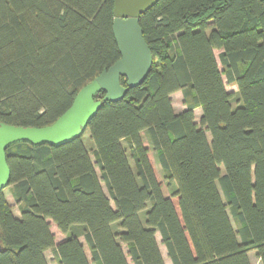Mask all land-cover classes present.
<instances>
[{
  "label": "trees",
  "instance_id": "16d2710c",
  "mask_svg": "<svg viewBox=\"0 0 264 264\" xmlns=\"http://www.w3.org/2000/svg\"><path fill=\"white\" fill-rule=\"evenodd\" d=\"M113 2L0 0V122L51 124L120 58ZM138 23L152 66L123 98L95 95L94 160L83 134L6 149L19 216L2 190L0 264H48V248L58 264H165L156 232L171 264H251V250L264 264V0H158ZM49 220L66 235L58 243Z\"/></svg>",
  "mask_w": 264,
  "mask_h": 264
},
{
  "label": "water",
  "instance_id": "95a60500",
  "mask_svg": "<svg viewBox=\"0 0 264 264\" xmlns=\"http://www.w3.org/2000/svg\"><path fill=\"white\" fill-rule=\"evenodd\" d=\"M158 0H114L113 34L120 58L76 93L70 107L51 124L19 126L0 122V192L9 185L10 169L6 163V149L16 143L33 146H58L81 136L89 121L102 105L95 95L104 91L103 101H117L125 96L127 88L134 87L147 77L153 58L142 36L138 23L141 13ZM124 77L126 86L120 78Z\"/></svg>",
  "mask_w": 264,
  "mask_h": 264
},
{
  "label": "rangeland",
  "instance_id": "374dc122",
  "mask_svg": "<svg viewBox=\"0 0 264 264\" xmlns=\"http://www.w3.org/2000/svg\"><path fill=\"white\" fill-rule=\"evenodd\" d=\"M219 52L220 51L218 49L217 50H214V54L216 56L217 61H218V54H219ZM224 81H226V80L224 79ZM225 86H226V89L228 91H236V89H237L234 85L226 84ZM171 99H172L173 109H174L175 112H180L181 110H183L185 108V104L182 102L183 97H182L181 91H176V92L172 93L171 94ZM193 113H194V121L196 123H198L199 120H200V116H201L200 109L199 108H195L193 110ZM140 136H141L143 145L146 146L147 149H148L147 157H148V160L150 162V165H151V167L153 169V172H154V174L156 176V179L162 185V192H163V194L165 196H171L172 190L174 188V184L169 185L167 183V179L164 177V171L162 170L160 164L158 163L155 150L150 145V143H149V141H148V139L146 137L145 132H141L140 133ZM82 137H83L82 139L84 140L87 149L89 150L91 159L94 160V157L92 155L93 154V151L92 150H93V147L94 146H93V142L89 139V133H88L87 130H85V132L83 133V136ZM122 144L125 147V149L127 150V156L129 158V163L131 164V167L135 170L134 162H133V159L130 157V152L128 150V145H127L126 141L123 140L122 141ZM96 171H97L98 175L100 176V172H99L98 168H96ZM102 187H103L104 191L107 193V191H106V189H105V187H104L103 184H102ZM10 189H11V186H7L6 188L3 189V193H4V195H5L8 203L12 207L13 214L15 216L16 215L19 216V210H18V206L19 205L17 204V202L15 201L13 195L11 194V190ZM171 197H172L171 198L172 201L174 203H176L177 198L176 197H173V196H171ZM232 222H233L234 225H236V223L234 221H232ZM157 242H158V244L161 247V252L163 254V258L165 259V262L167 264H171L170 263V260H169V257L167 255V252H166V248L162 244V242L160 240V237H158V241ZM252 264H256V261H255V263H252Z\"/></svg>",
  "mask_w": 264,
  "mask_h": 264
},
{
  "label": "crops",
  "instance_id": "0c3cea01",
  "mask_svg": "<svg viewBox=\"0 0 264 264\" xmlns=\"http://www.w3.org/2000/svg\"><path fill=\"white\" fill-rule=\"evenodd\" d=\"M197 108L200 109V107H197ZM200 111H201V109H200ZM16 216H17V215H16ZM49 222H50V231L54 234V237H55V243H58V242H60L61 240H63V239L66 237V235H65L64 233H62V232L58 229V227L56 226V224H55L53 221L49 220ZM158 237H160V240H161V236H160V234H159L158 232H156V234H155V238H156L157 241H158ZM78 238H79L80 242H81V243L84 245V247H85L84 249H85V253H86L87 257L90 258V251H89V248H88L87 245L85 244L84 236H83V234H82L81 232H79V237H78ZM157 243H158V242H157ZM123 247L125 248V244H123ZM158 247H159L160 253H161L162 258H163V254H162V252H161V247H160L159 244H158ZM255 253H256L255 250H252V251H249V252H248V256H249V260H250L251 264H252V263H255V261H256V264H261V263H260V259L258 258V256H257ZM44 255H45V257H46V259H47V261H48V264H58L57 261H56V255H55V251H54L53 248H48V249L45 251ZM163 260H164V262H165V259H164V258H163ZM169 260H170V259H169ZM170 263H171V260H170ZM165 264H167V263L165 262Z\"/></svg>",
  "mask_w": 264,
  "mask_h": 264
}]
</instances>
